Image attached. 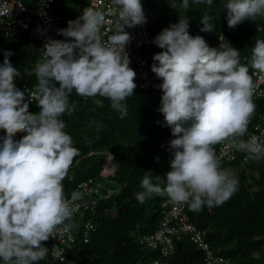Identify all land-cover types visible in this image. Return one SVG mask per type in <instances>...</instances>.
I'll use <instances>...</instances> for the list:
<instances>
[{"label":"trees","instance_id":"16d2710c","mask_svg":"<svg viewBox=\"0 0 264 264\" xmlns=\"http://www.w3.org/2000/svg\"><path fill=\"white\" fill-rule=\"evenodd\" d=\"M21 1L34 5L36 0ZM133 1L155 13V31L172 35L158 60L149 51L144 52L155 62L151 68L146 65L150 72L168 74L171 71L164 69L174 67L171 62L179 58L194 65L192 74L181 72L188 79L216 80L221 72L215 49L219 33L225 36V46L242 56L254 58L264 49L260 0H252L251 5H246L249 0ZM60 15L65 26L71 14ZM35 42L29 25L10 38L0 34V60L10 81L31 89L35 86L39 93L67 108L56 113L29 106L31 112L27 113L35 116V121L2 137L1 156H16L17 161L4 171L0 191L29 203L31 180L26 173L34 166L54 165L56 185L62 186L64 195L90 179L94 188L112 193L99 202L95 216L62 215V219L78 226L86 218H92L96 225L88 244L77 242L67 252V264H149L155 259L165 260L159 249L151 250L139 242L159 229L162 212L167 210L162 203L172 196L167 177L161 174L165 158L158 141L169 128L184 130L195 120L143 89H134L130 83L137 81L135 78L117 86L119 74L114 69L96 75L91 97L81 98L71 85L69 70L58 66L55 58L38 64L43 59L42 50L32 53ZM8 53L15 55L12 62L3 59ZM140 82L138 78V85ZM69 93L73 96L67 99ZM108 157L116 168L106 177L103 171ZM226 166L231 171L225 172L223 181L210 194L197 190L184 213L215 253L234 264H264V147L252 163ZM82 200L90 198L85 194ZM9 222L18 225L16 217ZM187 239L176 241L169 264H204L202 253ZM16 254L23 255L27 264L59 263L48 251L40 252L32 241L25 249L0 252V264H12Z\"/></svg>","mask_w":264,"mask_h":264},{"label":"built area","instance_id":"2783aa9c","mask_svg":"<svg viewBox=\"0 0 264 264\" xmlns=\"http://www.w3.org/2000/svg\"><path fill=\"white\" fill-rule=\"evenodd\" d=\"M55 1L36 0L34 5H25L21 0H0V34L10 38L22 33L29 25L32 39L39 43L42 50V58H55L58 64L67 65L76 87L82 93L95 87L93 83L88 84L83 80L82 76L87 72L105 73L109 67L118 66L128 77L147 78L142 68L144 62L137 53L148 44L144 33L145 17L142 12L133 9L131 0H82L83 6L73 16L64 38L60 37L57 29L60 17L51 11ZM86 36L93 39L97 45H87ZM219 49L223 54L227 53L225 48ZM250 66L255 86H264L262 62L256 64L250 61L242 67V71ZM123 77L119 81L121 85L125 82ZM164 82L166 84V81ZM160 83L153 80L152 85L158 86ZM165 84L161 83V86ZM190 91L193 98L198 99L205 107L206 113L213 111L214 103L209 97L208 85L201 90L191 88ZM257 92L258 90L244 85L220 116L212 117L206 124L193 127L186 133L170 130L169 137L159 141L160 150L169 156L162 173L169 178L172 199L169 201L171 206L160 225V230L148 237L147 243L152 248L159 249L163 256L172 254L171 236L181 230L192 234V241L204 254V264H234L230 259L215 255L209 249L201 236L195 232V228L187 222L183 212L197 190L210 194L219 185L223 179L221 166L233 160L234 150L242 143L240 136L246 137L250 154H257L262 149V118H259L251 133L246 134V130L241 128L239 123H234L233 127L238 133L231 137L221 136L212 142L217 125L226 121L233 108L235 111L241 110L237 116L247 118L251 108L248 98L251 94L258 96ZM242 94L245 100H241ZM34 105L45 107L51 112L62 111L61 103L40 94L34 88L31 89L26 84H12L9 73L0 60V188L4 186L1 180L4 171L17 161L16 156H1L2 137L23 124L33 123L35 116L28 114L25 109ZM208 141L210 142L207 143ZM177 158L188 163L186 173L179 174ZM105 171L112 173L107 167ZM26 174L31 180L32 199L29 203H23L18 197L11 199L0 191V252L10 253L25 249L34 241L40 252L46 250L60 264H67L66 253L77 240L82 239L85 243L89 241V234L95 230V223L92 218H86L81 220L78 226L62 219V215L70 213L83 217L85 213L87 216H93L97 203L103 198L102 191L98 186H91L92 180L88 179L78 184L70 195L62 194V186L56 185L57 174L54 165L34 166ZM85 194L90 200H82ZM207 203L210 204V200ZM12 217L17 219L16 227L9 222ZM13 264H25V258L17 256ZM151 264L167 263L154 260Z\"/></svg>","mask_w":264,"mask_h":264},{"label":"clouds","instance_id":"9594fccd","mask_svg":"<svg viewBox=\"0 0 264 264\" xmlns=\"http://www.w3.org/2000/svg\"><path fill=\"white\" fill-rule=\"evenodd\" d=\"M132 1V7L133 9L136 11H140L144 14L145 17V22H146V28H145V34L148 40V44H146L144 47L140 48L139 51L137 52L138 55L142 58V61L144 62L142 68H143V73H145L147 75L146 79H141L139 78V80H141L140 85H138V79L137 81H133L130 83V85L136 89L137 87L143 89L144 93H148V94H152L153 97H155L156 99L160 98L161 100L168 102L169 106H176L177 109H180L182 112L186 113L187 117L188 116H192L193 119L195 120L193 122V124L188 125L186 127H184V130H178L180 132L186 133L187 131H190L191 128L196 127L198 125L201 124H206L210 118L215 117V116H220V114L226 109V105L231 102L232 100H234L235 96L239 94V90L241 89L242 86H246V87H250L253 88L255 90H258L257 95L255 96L253 94H251V96L248 98V101H251V108L249 110V115L247 116V118L242 119L241 116H237L240 111H235V110H231V112L228 114V117L226 118V121H224V123H220L219 125H217L216 130L213 132V140L212 142L216 141L219 137L221 136H227V137H231L232 135H234L236 132L238 133L239 131L233 127L234 123H239L241 125V128L243 127L246 130V134L249 132L251 133L253 131V127L258 123V121L260 120L259 118H262V127H264V105H260V103L264 102V86L263 85H259L258 87L255 86V80L252 79L251 77V69L252 66L248 67L247 70H243L242 71V67H245L247 64H249L250 61H253L254 63H260L262 62V65H264V49H262L256 57L254 58H249L246 56H242L239 52L237 51H230L226 46H225V36L223 33H219V35H217V42H216V52L218 55V61H219V66L221 69V72H219L217 74L218 78L216 80H213L212 77H205L202 79H188L186 77V73H191V67H193L194 65H190L187 61H182V63L179 64V61L181 59L177 58L176 60H174L175 62H171L172 65H174V67L170 66L167 69L164 70H168L171 71L168 74H157V73H153L150 72L151 69H149L147 67L146 69V65L149 66L150 68L152 67V65L155 63L151 58H147V55L144 52H150L152 57H156L154 60H158L159 56L161 55L160 52L162 51V49L167 46V40L171 39L172 35H168L164 32H158L155 31V24H156V15L152 10H147V9H143V8H139L138 5L136 3H134L133 0ZM55 4V3H54ZM53 4V5H54ZM260 6V15L264 17V0H260L259 3ZM53 8V6H52ZM52 11V9H51ZM78 11V10H77ZM75 11L73 13V15H71L68 19V21L66 22L67 24L65 26L62 20V16L58 15V14H54L52 12V14L57 15L60 17V20L57 22V29L59 31L60 37L64 38V36L66 35L67 29L69 26H71V23L73 21V16L75 15V13L77 12ZM27 27V26H26ZM26 27L24 29V31L26 30ZM23 31V32H24ZM32 38V36H31ZM86 39V43L87 45H94L96 46L97 44L94 42L93 39H91L89 36L85 37ZM35 41V40H34ZM39 44V43H38ZM220 47H223L227 50L226 54H223L221 52V50L219 49ZM57 62V61H56ZM58 66L61 67H65L69 70L70 69L67 65H62V64H58ZM155 68L157 67V64L154 66ZM153 67V68H154ZM110 69H114L118 71V81H117V86L121 87L124 84H127V82L129 81V79H131L132 77H128L127 75H125L121 68L118 66H114V67H109ZM241 71V72H240ZM107 72V71H106ZM102 73V72H98V73H85L83 74L82 78L84 81H86L88 84L93 83L94 86L96 85L95 82L89 80L90 77L96 76L98 74H106ZM177 72V73H175ZM181 72H184L185 74H181ZM248 73V74H246ZM245 74L247 76H245ZM124 76V77H123ZM123 77V79H125V82H123V84L121 85V83L119 84L120 78ZM203 77V76H201ZM148 79V80H147ZM157 80L158 82L164 83V81H166L165 86H161L158 84V86H154L153 84V80ZM147 80V81H145ZM70 81H71V85L76 88L80 94L82 95H86V93H82L75 84V80L72 79L71 74H70ZM149 81V82H148ZM147 83V85L145 86L144 83ZM206 85H208L209 88V97L210 99L213 101L214 103V107H213V111L210 113H206L205 112V107L201 104V102L198 99H194L192 94H191V88H196L197 90H201L202 88H205ZM96 87V86H95ZM95 87L93 89H95ZM92 89V90H93ZM92 90L88 91L91 92ZM37 91V90H36ZM38 92V91H37ZM41 94V93H40ZM43 95V94H42ZM47 96V95H46ZM244 94H242V98L241 100H245V98L243 97ZM50 98V97H49ZM52 99V98H50ZM55 100V99H53ZM56 101V100H55ZM57 102V101H56ZM61 103V102H58ZM62 105V111L64 109L67 108V105L64 103H61ZM260 105L261 109H258V106ZM60 112V111H56ZM260 121V122H261ZM170 130H176L175 128H169L167 130L168 134H165L163 137H161L162 139L164 137H169V131ZM245 135V134H242ZM161 139V140H162ZM159 140V141H161ZM239 140L242 142L240 147L236 148L234 150V158L233 160L224 163L221 166V174H222V178H224L225 172H230V168L226 166V164H233L234 162H239L242 163L243 165L249 163V158H253L255 159L257 156H259L260 152L262 151L264 144L262 146V149L260 150L259 153L257 154H250L249 153V146L246 143V137L245 136H240ZM158 141V143H159ZM210 141H208L207 143H209ZM206 144V140L204 142ZM159 152L161 155L164 156L165 158V162L161 171V174L163 176L167 177V182L168 185L169 183V178L167 175L163 174V169H165L166 164H167V157L168 154L163 153L159 146H158ZM179 158V156H178ZM176 159V161L178 162L179 165V174H184L186 173V168L188 163L186 161H182L180 159ZM109 161L108 164H105V168L107 167V169L111 170V174H107L104 168L103 171V175L104 176H110L113 175L115 172V165L112 163L111 157H108L106 159V161ZM106 163V162H105ZM204 166V164H203ZM202 166V167H203ZM203 170V169H201ZM106 174H105V173ZM223 181V179H222ZM169 191L171 193L170 190V185H169ZM112 192L110 190H107V193H105L104 191H102V195L103 198L100 200H104L106 199ZM172 195V193H171ZM172 197V196H171ZM168 198L166 199V201H164L162 203V207L163 208H167L166 211L162 212V216L160 219V222L158 224V230L154 231L153 233H150L148 235L143 236L139 242L140 244L143 245V242L145 243L146 247L150 248L151 250L154 249L152 248L150 245H148V241L147 238L154 235L156 232H158L160 230V225L166 215V213L169 211L171 204H169V201L172 198ZM195 197V196H194ZM193 197V198H194ZM192 198V199H193ZM192 199L190 201H192ZM99 201V202H100ZM189 201V202H190ZM99 202L97 203V206L99 204ZM188 203V202H187ZM207 207H209V204L207 203ZM210 208V207H209ZM97 212V207L95 209V213L93 216L96 215ZM183 215L186 216L187 218V222L190 223L194 228H195V232L198 233L201 236V239L203 240V242L205 244H207V246L209 247V249L218 256H222L226 259H229L221 254L215 253L210 245L206 242L204 235L201 231H199L196 227V225L190 221L189 217L183 212ZM83 218V217H81ZM68 222V221H67ZM95 223V222H94ZM78 225V224H77ZM96 227V225H95ZM180 233L174 234L171 236L172 242H173V252L171 255L166 256V259L163 260L164 262H166L167 264H169V259H171L175 253V245H176V241H180L181 239L185 238L187 239L190 243H192L196 249L198 251H200L203 255V263H204V254L202 252V250L198 247V245L192 241L191 236L192 234L187 233V231L182 232L181 230H179ZM91 237H89V241H90ZM88 242H83V240H77V242H82L83 244H88ZM76 242V243H77ZM75 243V245H76ZM74 245V246H75ZM73 246V247H74ZM22 250V249H21ZM18 251V250H16ZM2 253V252H1ZM67 254V253H66ZM17 256H23V255H19L16 254L13 259H12V264L14 263V259ZM24 257V256H23ZM25 258V257H24ZM158 260V259H155ZM231 260V259H230ZM154 261V260H153ZM151 261V263L153 262ZM232 261V260H231ZM58 262V261H57ZM67 263V262H66ZM149 263V264H151ZM25 264L26 263V259H25ZM60 264V263H58Z\"/></svg>","mask_w":264,"mask_h":264},{"label":"rangeland","instance_id":"374dc122","mask_svg":"<svg viewBox=\"0 0 264 264\" xmlns=\"http://www.w3.org/2000/svg\"><path fill=\"white\" fill-rule=\"evenodd\" d=\"M253 2H252V0H249L247 3H246V5H251ZM83 6V2H82V0H58L57 1V3L53 6V8H52V11L53 12H55V13H57V14H59L60 15V13H69V14H71V15H73V13L75 12V11H77V10H79L81 7ZM29 35V33H26L25 34V36H28ZM40 51V45L38 44V43H34L33 44V46H32V48H31V51H32V53H34L35 51ZM15 55H13V54H7V55H4V57H3V59H4V61H10L11 60V62H12V60H13V57H14ZM182 60L183 59H181L180 61H179V64L180 63H182ZM49 62V59L48 60H44V59H39V61H38V64H45V63H48ZM95 79L97 80V78H96V76H93V77H90L89 78V80H91V81H93V82H95ZM34 88H36L35 86H34ZM97 93L96 92H94V95H96ZM91 95H92V91L91 92H87L86 93V95H82V94H80V96L79 97H81V98H83V97H85V96H87V97H91ZM68 97H67V99H69L70 97H72L73 96V94L72 93H69L68 95H67ZM25 111L26 112H31V110H29V108H27V109H25ZM162 120L163 121H165V119L162 117ZM170 125H172V123H170ZM254 161V159L253 158H249V162L250 163H252ZM109 163V161L107 160L106 161V163L105 164H108ZM105 173V172H104ZM107 174H108V172H106ZM105 173V174H106ZM3 189V188H2ZM79 216V217H78ZM77 217L78 218H81V216L80 215H78Z\"/></svg>","mask_w":264,"mask_h":264}]
</instances>
